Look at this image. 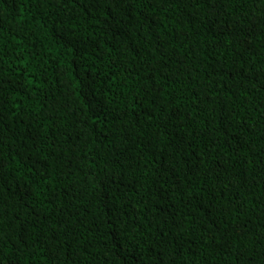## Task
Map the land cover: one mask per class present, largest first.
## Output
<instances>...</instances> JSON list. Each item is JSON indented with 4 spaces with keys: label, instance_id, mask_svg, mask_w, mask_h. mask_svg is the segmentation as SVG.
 <instances>
[{
    "label": "trees",
    "instance_id": "obj_1",
    "mask_svg": "<svg viewBox=\"0 0 264 264\" xmlns=\"http://www.w3.org/2000/svg\"><path fill=\"white\" fill-rule=\"evenodd\" d=\"M0 264H264V0H0Z\"/></svg>",
    "mask_w": 264,
    "mask_h": 264
}]
</instances>
